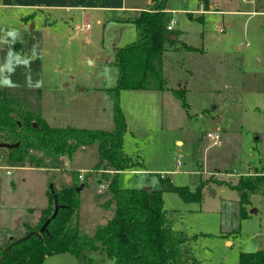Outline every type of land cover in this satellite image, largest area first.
Returning <instances> with one entry per match:
<instances>
[{
    "label": "rangeland",
    "instance_id": "rangeland-1",
    "mask_svg": "<svg viewBox=\"0 0 264 264\" xmlns=\"http://www.w3.org/2000/svg\"><path fill=\"white\" fill-rule=\"evenodd\" d=\"M145 2L127 0V5L150 6ZM209 6L200 0L166 1L165 51L154 62L166 92L120 91L127 128L122 151L134 166L119 174L117 186L163 191V209L173 229L186 235L195 264H238L241 253L264 249V197L251 196L242 218L238 193L230 189L239 175L262 172L254 168L264 144V0H209ZM50 14L0 8V89L39 91L41 116L50 127L111 132L108 91L119 75L115 51L138 42L143 28L127 20L133 13ZM184 84L187 111L172 94ZM29 98L35 100L31 93ZM208 133L219 135L220 146H212ZM98 155L97 144L79 147L43 170L8 167L0 156V250L38 225H31L34 214L26 207L48 205L50 185L83 186L73 219L83 233L91 236L104 225L113 213L104 206L113 172L94 170ZM164 177L192 192L203 185L202 201L185 202L164 190ZM261 191L264 195V185ZM18 219L22 227H16ZM47 258L42 264H115L101 251Z\"/></svg>",
    "mask_w": 264,
    "mask_h": 264
},
{
    "label": "trees",
    "instance_id": "trees-1",
    "mask_svg": "<svg viewBox=\"0 0 264 264\" xmlns=\"http://www.w3.org/2000/svg\"><path fill=\"white\" fill-rule=\"evenodd\" d=\"M166 1L154 0L150 8L142 11L135 20L143 28L138 42L116 50L119 75L117 85L108 91L113 102L114 129L111 132L50 127L41 116L39 91L0 89V143L18 144L13 149H0L6 154L11 167L54 168L50 166L60 164L63 157L71 156L79 147L97 144L99 161L94 170L113 172L108 183L111 198L104 205L106 209L113 208V213L93 235L83 233L73 224L79 206V185L54 187L61 206L57 216L44 232H39L54 209L53 194L50 192L49 206L42 211L38 225L26 232L34 231L39 236L14 244L10 251L2 248L0 264H42L52 255L80 256L86 251H101L115 264L196 263L185 251L186 235L173 229L172 219L163 209V191L119 189L117 186L119 174L134 166L122 151L127 128L119 105V93L122 89L161 91L165 88L154 62L164 52L162 17ZM207 1L204 0L206 6ZM30 93L35 100L29 98ZM172 94L186 109L185 90L179 89ZM161 182L164 190L177 192L185 202H201L203 199V185L192 192L187 188L174 187L166 178ZM262 185L263 176H246L232 187L239 195L242 218L247 215L245 207L250 203L251 194ZM16 240L12 239L7 246ZM238 264H264V249L241 253Z\"/></svg>",
    "mask_w": 264,
    "mask_h": 264
},
{
    "label": "crops",
    "instance_id": "crops-1",
    "mask_svg": "<svg viewBox=\"0 0 264 264\" xmlns=\"http://www.w3.org/2000/svg\"><path fill=\"white\" fill-rule=\"evenodd\" d=\"M153 1L154 0H148V2H145V5H150L151 6L153 4ZM200 1L204 5V7L206 9H210L209 8L210 7L209 6V0L207 1V6L204 4V0H200ZM242 2L243 3L253 4L254 0H249V1L242 0ZM140 4L127 5V0H0V8H2V9H11V10L12 9H26V10H35V11H46L47 13L51 12L50 15H52V16L54 15L55 12H59V11H64V12H71V11L85 12L86 11L87 12V11H90V10H99L100 12H116V13L117 12H122L124 14L133 13L131 15V17H128L127 20L133 19L134 21L139 17V15H140V13L142 11L148 10L150 8V6H143V5L139 6ZM166 11L167 10L165 8L164 13ZM52 12H54V13H52ZM119 19H121V18H119ZM119 19L117 21V19L114 18V21H116V22H124L125 21V20L120 21ZM172 22L176 23L175 20H173ZM76 29H80V26L77 25ZM139 29H142V28L140 27ZM142 31L143 30H141L140 39L142 37ZM164 51H165V49H164ZM115 54H116V51H115ZM203 56H207V54L204 51H203ZM191 76L195 77V74L191 73ZM183 86H185V87L184 88L181 87V88H183L185 90V93H186L188 91L186 89L187 88L186 84H184ZM165 88L163 90L159 91V92H166ZM213 91H215V90H213ZM185 110L187 111V109H185ZM216 123H219V119L216 120ZM113 129H114V127H113ZM256 140H258V138H256ZM262 145H263V147H262L260 155H259V167L258 168H254L256 170H260L259 168H262V166H263V165H260L261 156H262V153H263V150H264V144H262ZM0 156H1V159H4L7 162V164H8L6 154L0 153ZM8 167H11V166L9 165ZM248 168L251 169L250 166ZM23 169H29V168H23ZM199 174H201V173H199ZM241 176L242 175H239V177H241ZM243 177H246V176H243ZM164 178L170 180L167 177H164ZM164 178H161V179H164ZM230 189H232V188H230ZM256 195L259 196L260 198L264 197V195H262L261 186L251 194L252 197H254ZM47 202H48V205H49V199H47ZM44 205L39 207V208H34V209H32L30 207H28V208L26 207V210L31 211L34 214V218H33V220H31V225H35L37 222H39V220L41 218L42 211L48 207L47 204H46V206H44ZM253 211L256 212V210L253 209V210H251V213H254ZM19 219H20V217H19ZM19 219L17 220L16 227L18 226L19 223H20L21 227L23 225V223L20 222L22 220V217H21L20 221H19ZM13 238L14 237L8 239L7 244ZM184 247H185V251L187 253V256L191 258L190 254H189L188 247H186V245H184Z\"/></svg>",
    "mask_w": 264,
    "mask_h": 264
},
{
    "label": "water",
    "instance_id": "water-1",
    "mask_svg": "<svg viewBox=\"0 0 264 264\" xmlns=\"http://www.w3.org/2000/svg\"><path fill=\"white\" fill-rule=\"evenodd\" d=\"M18 146V144H6V143H0V149H5V150H9V149H13V148H16ZM81 189H83V186L80 187ZM78 188L77 189V192H79L81 189ZM50 189V192L53 194V199H54V209H53V212L52 214L50 215V217L44 222V224L42 225V227L40 228V233L44 232V230L46 229V227L48 226V224L51 222V220H53L57 214H58V211L60 209V205L58 203V200H57V196L55 195V192H54V187L53 185H50L49 187ZM144 190H150L149 188H144ZM254 212V211H253ZM31 236H39V234H37L36 232L34 231H31L29 233H27L25 236L17 239L16 241H13L11 244H9L5 250L6 251H10V248L14 245V244H18L20 242H23L25 240H27L28 238H30ZM2 259V257H0V260Z\"/></svg>",
    "mask_w": 264,
    "mask_h": 264
},
{
    "label": "built area",
    "instance_id": "built-area-1",
    "mask_svg": "<svg viewBox=\"0 0 264 264\" xmlns=\"http://www.w3.org/2000/svg\"><path fill=\"white\" fill-rule=\"evenodd\" d=\"M175 24L174 22H171L170 25H168L166 28L167 30H172V25ZM89 28V25H86V27L84 28V30L88 29ZM207 139L210 140L212 142V146H220V137L219 135L217 134H211V133H208L206 135ZM262 172L261 173H257L255 170L247 173V174H244L242 176H249V177H256V176H262L264 175V164L261 168ZM80 180H83V177L80 175L78 177Z\"/></svg>",
    "mask_w": 264,
    "mask_h": 264
}]
</instances>
